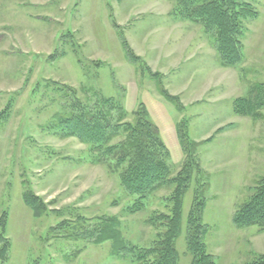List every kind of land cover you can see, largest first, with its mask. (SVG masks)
Listing matches in <instances>:
<instances>
[{"label": "rangeland", "instance_id": "374dc122", "mask_svg": "<svg viewBox=\"0 0 264 264\" xmlns=\"http://www.w3.org/2000/svg\"><path fill=\"white\" fill-rule=\"evenodd\" d=\"M250 2L258 16L245 22L243 61L223 67L212 38L201 25L177 18L170 0H0V219L7 218L11 244L0 264H136L113 255L111 241L96 244L71 230L114 218L123 240L145 249L163 232L148 219L169 213L170 189L127 213L136 197L118 172L92 163L89 145L49 129L68 110L65 87L82 101L95 94L116 99L126 122L145 107L173 176L186 161L179 127L197 144L201 171L184 199L180 264L191 261L187 218L201 178L208 187L206 244L216 263L247 264L264 255V232L233 222L264 177V109L258 119L234 110L251 87L264 85V0ZM26 191L43 203L38 215L25 203Z\"/></svg>", "mask_w": 264, "mask_h": 264}, {"label": "trees", "instance_id": "16d2710c", "mask_svg": "<svg viewBox=\"0 0 264 264\" xmlns=\"http://www.w3.org/2000/svg\"><path fill=\"white\" fill-rule=\"evenodd\" d=\"M175 3L174 15L202 26L206 35L213 40L218 59L223 67H235L242 63V40L245 36V22L253 20L258 12L250 0H170ZM66 98L67 111L56 115L49 129L64 137H74L90 146V160L94 164H108L118 172L126 193L136 197L127 213H138L145 201L154 193L167 188L171 193L166 200L169 213H153L148 223L163 232L158 235L156 244L148 249L139 248L125 242L117 219H105L101 226L85 230H71L82 238L96 244L113 243L112 253L120 258L130 257L136 264H180L177 242L182 234L184 199L189 191L194 174L200 170L194 155L197 144H189L187 136L178 129L181 147L186 161L177 175L173 176L169 165V151L164 145L158 127L152 122L145 107L135 112L133 123L126 122V112L114 98L95 94V98L82 101L78 91L62 88ZM175 106L177 102L164 95ZM264 109V85L256 84L244 98L234 103L235 113L258 119ZM122 140L115 142L119 138ZM201 175V174H200ZM203 176V174H202ZM200 176V178L202 177ZM202 179V178H201ZM201 184H204V180ZM198 180V178H196ZM202 185L196 190L195 199L187 218L186 246L191 255L189 264H217L209 254L206 244L208 227L203 222L206 208L205 196L208 187ZM204 192V193H203ZM25 203L38 215L43 209L41 200L26 191ZM7 218L0 219V262L7 261L10 241L5 238ZM233 222L240 229L258 227L264 232V177L261 178L248 201L234 214ZM60 229H66L61 224ZM264 264V255H257L251 263Z\"/></svg>", "mask_w": 264, "mask_h": 264}]
</instances>
